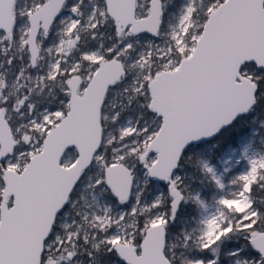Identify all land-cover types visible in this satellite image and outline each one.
Returning <instances> with one entry per match:
<instances>
[{"label":"snow or ice","instance_id":"snow-or-ice-1","mask_svg":"<svg viewBox=\"0 0 264 264\" xmlns=\"http://www.w3.org/2000/svg\"><path fill=\"white\" fill-rule=\"evenodd\" d=\"M262 104L264 0H0V264H264Z\"/></svg>","mask_w":264,"mask_h":264},{"label":"trees","instance_id":"trees-1","mask_svg":"<svg viewBox=\"0 0 264 264\" xmlns=\"http://www.w3.org/2000/svg\"><path fill=\"white\" fill-rule=\"evenodd\" d=\"M184 2V0H174V10L178 11L179 6ZM55 39V36L53 35L50 37L49 42H52V40ZM255 115L257 120L264 121V104L259 106L257 110L252 113L249 117L246 118V122L242 125H239L236 130L232 131L227 138L220 143L219 148L214 153L213 161L217 160L218 157L221 156V154L226 150L227 147L231 145H237L239 139L243 134H245L249 130V119ZM239 170H233L229 175L227 176V182L230 181L231 177ZM196 188L199 192H201L202 196L207 201H212V198L217 194V190L213 185L209 184H199L197 183ZM189 210L192 211L196 216L199 215V210L195 208V206H189ZM226 264V262H225Z\"/></svg>","mask_w":264,"mask_h":264},{"label":"rangeland","instance_id":"rangeland-1","mask_svg":"<svg viewBox=\"0 0 264 264\" xmlns=\"http://www.w3.org/2000/svg\"><path fill=\"white\" fill-rule=\"evenodd\" d=\"M63 15L65 17H67L69 14L67 12H65ZM48 44L50 45L51 42H49ZM249 123H250L249 130L245 134H243L241 136V138L239 139L237 145H231V146L227 147L226 150L221 154V156L217 158V160H215V161L212 160V162L221 171L223 169V165L221 163V158L224 157L229 151H239L240 147H241L242 139L251 140L252 143H253V148H254L255 151H264V129H261V127H260L261 123H264V121L257 120L256 116L253 115L249 119ZM243 168H244V164L243 163L242 164L233 165V170H239V172L243 171ZM235 174H238V172L236 171ZM228 175H229V173L225 174V181L226 182H227V176ZM208 202H209V204L212 203V201H208Z\"/></svg>","mask_w":264,"mask_h":264},{"label":"flooded vegetation","instance_id":"flooded-vegetation-1","mask_svg":"<svg viewBox=\"0 0 264 264\" xmlns=\"http://www.w3.org/2000/svg\"><path fill=\"white\" fill-rule=\"evenodd\" d=\"M64 14V13H63Z\"/></svg>","mask_w":264,"mask_h":264}]
</instances>
